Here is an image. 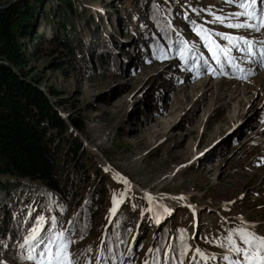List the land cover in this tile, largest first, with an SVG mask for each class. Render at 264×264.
<instances>
[{
	"label": "rangeland",
	"instance_id": "rangeland-1",
	"mask_svg": "<svg viewBox=\"0 0 264 264\" xmlns=\"http://www.w3.org/2000/svg\"><path fill=\"white\" fill-rule=\"evenodd\" d=\"M7 1L0 0V5ZM152 1L159 6L157 15L164 18L162 27L170 31L168 38L154 28L146 10L139 12L140 0H78L86 15L95 16L98 31L106 38L102 49L107 50V44L114 52L116 64L109 71L86 66L87 58L97 61L93 55L102 39L91 36L77 20L74 25L84 51L78 63L67 54L47 50L44 43L36 55L29 54L31 75L43 80L40 88L49 84L65 101V106L58 108L60 115L65 118L71 113L83 119L85 137H78L92 159L80 160L86 178L78 181L77 198L83 201L88 196L97 206L93 223H84L81 232L90 233L80 237L75 208L60 202L38 182L0 175V233H6L0 245V264H35L26 259L29 246L24 241L41 216L45 220L39 237L47 240L53 233L64 232L77 264L109 262L105 236L116 215L111 213L113 197L121 199V194L117 211L126 237L120 239L123 248L112 257V264H153L157 248L161 249L160 264L165 262V253L168 264H180L181 260L192 264L196 248L217 257L207 264H227L221 257L228 253L219 245L226 243L230 232L247 228L264 237V66L259 62L264 29L254 32L213 23L210 13L229 16L242 11L226 0ZM49 6L56 8V0H47L44 12ZM165 7L173 14L167 16ZM129 13L135 16L131 22L125 18ZM191 21L207 28L221 47L231 45L215 33L253 41L257 55L251 57L232 48V56L244 71L233 70L225 62L227 74H220V66ZM34 25L35 32L45 38L54 26L51 21L44 23L42 16L36 17ZM180 41L191 49L187 63L179 56ZM161 47L167 59L158 58ZM28 51L31 53V47ZM95 165L108 178L100 194V184L91 187ZM110 166L140 188L126 187ZM148 196L153 198L151 202ZM8 208L11 223L15 217L20 219L22 232L17 238L4 230ZM162 224L174 237L167 235L159 247L156 233ZM184 245L188 252L181 256Z\"/></svg>",
	"mask_w": 264,
	"mask_h": 264
},
{
	"label": "trees",
	"instance_id": "trees-1",
	"mask_svg": "<svg viewBox=\"0 0 264 264\" xmlns=\"http://www.w3.org/2000/svg\"><path fill=\"white\" fill-rule=\"evenodd\" d=\"M46 2L47 0H16L0 8V175L38 182L60 202L75 208L78 236L84 237L90 231L81 233L85 228L83 224L93 223L96 212L93 208L97 206L88 196L83 201L81 197L77 198L80 195L77 191L78 181L86 178L81 172L85 169L80 160L91 158L76 134L77 132L85 137L84 122L71 113H66L65 118L60 115L58 108L65 106V101L49 84H44V90L40 88L43 80L42 77L31 75L29 54L36 55L38 49H41L40 45L44 43L47 50L67 54L78 63L84 51L74 25V20H77L83 23L84 29L91 36L102 39L101 47L93 55L97 61L87 58L86 66L96 65L109 71L116 64V58L107 44V50L102 49L104 43H107L106 38L98 31L95 16L86 15L83 5H78V0H56V8L49 6L47 13L44 12ZM137 6L141 8L139 12H148L155 23L154 28L168 38L170 31L161 25L164 18L157 15L159 6L152 0H140ZM165 8L167 16L173 14L170 9ZM53 15H56L55 20ZM37 16H42L44 23L51 21L54 24L49 38L35 32ZM132 17L135 16L127 14L126 21L131 22ZM158 44L153 43V47L157 48ZM29 47L31 53L28 51ZM92 172L96 177L91 182V187L96 189L100 184L97 190L100 194V191H104L101 186H107V177L96 165ZM118 214L119 210L109 226V234L105 236V258L108 257L109 262L103 264H112V257L123 248L120 239L126 237L124 221ZM3 222L4 230H8L7 234L11 238L20 236V219L15 217L11 223L9 208ZM168 232L163 224L158 229L156 242L159 247L167 241V235L174 237L173 232ZM5 234L0 233V245Z\"/></svg>",
	"mask_w": 264,
	"mask_h": 264
},
{
	"label": "snow or ice",
	"instance_id": "snow-or-ice-1",
	"mask_svg": "<svg viewBox=\"0 0 264 264\" xmlns=\"http://www.w3.org/2000/svg\"><path fill=\"white\" fill-rule=\"evenodd\" d=\"M226 3L229 5L236 4V6L242 11L231 13L229 16L213 15V23H219L225 25L228 28L234 29H251L254 32H260L264 29V0H226ZM240 17L246 18L243 22L236 23H226L229 19H239ZM193 24V30L197 35L204 40L205 45L208 47L209 52L211 53V58L220 66V74L226 75L225 71V62L233 70H238L243 72V69H240L236 63V57L232 56V48H236L237 51H243L251 57H255L257 53L253 51L254 42L243 37H234L224 33H215L214 35L220 36L223 40H226L231 47H221L215 40L212 39V33L203 27L202 25H197L195 21H191ZM244 45L243 49L240 48V43ZM181 47L179 48V56L181 60H184L187 63V54L191 52L188 44L184 41L179 42ZM261 45H264V41H259ZM160 55L158 58L167 59V53L164 52L163 47L159 49ZM260 63L264 66V47L259 49ZM205 66L208 65V60H203ZM214 72L216 70H213ZM250 74V72H249ZM125 184L128 182L123 181ZM123 194H121V199L113 197V208L111 209L112 215L116 214L117 207L122 203ZM148 200L151 202L152 197L148 196ZM183 199V197H180ZM151 210V209H149ZM165 212H169L167 208L164 209ZM45 218L43 216L38 218L37 227L32 229L31 234L25 239L24 245L29 246L27 260L35 261V264H77V262L72 258V254L69 251V246L71 240L69 237L65 236L64 232H56L50 235L47 240L40 238L39 233L41 231V226ZM55 218H53V223ZM254 227V225H253ZM181 241H184V237H180ZM36 242L33 244V242ZM43 244V249L36 253V249ZM24 245H21L23 247ZM222 248H225L228 254L222 255L221 259L227 264H264V237L256 235L247 228L235 229L228 234L226 237V243H221L219 245ZM171 248V246H169ZM90 251V249H89ZM131 251V249L129 250ZM152 249H149V252H152ZM161 249H155L156 258L153 261V264H160L159 254ZM188 252L187 245L183 246V250L180 255L184 256ZM199 257V259H197ZM175 259V257H173ZM217 257L212 255L209 257L201 249L196 248L195 253L192 256V264H200V261H204L207 264L208 260H215ZM96 264H100L98 260ZM147 264V262H146ZM168 264V254L165 253V262ZM180 264H183V261H180Z\"/></svg>",
	"mask_w": 264,
	"mask_h": 264
},
{
	"label": "bare ground",
	"instance_id": "bare-ground-1",
	"mask_svg": "<svg viewBox=\"0 0 264 264\" xmlns=\"http://www.w3.org/2000/svg\"><path fill=\"white\" fill-rule=\"evenodd\" d=\"M107 169V168H106ZM109 170H112V174H114L115 175V177L118 179V180H120V182L122 181V183L123 184H125L123 181H127L128 183L127 184H125V186L126 187H128V188H132V189H136L135 187H137V188H140L139 186H137V185H135L133 182H131V181H129V180H127V179H125L124 177H121V175L119 174V173H117L115 170H113V168L110 166L109 167ZM108 171V170H107ZM111 173V172H110ZM113 176V175H112ZM141 193H143V194H148L149 192H147L146 190H142V189H138ZM146 196V195H145ZM178 198V197H177ZM176 198V199H177ZM263 237V236H262Z\"/></svg>",
	"mask_w": 264,
	"mask_h": 264
},
{
	"label": "water",
	"instance_id": "water-1",
	"mask_svg": "<svg viewBox=\"0 0 264 264\" xmlns=\"http://www.w3.org/2000/svg\"><path fill=\"white\" fill-rule=\"evenodd\" d=\"M14 1H16V0H8L5 4H1L0 8H4V7L8 6L10 3L14 2Z\"/></svg>",
	"mask_w": 264,
	"mask_h": 264
}]
</instances>
